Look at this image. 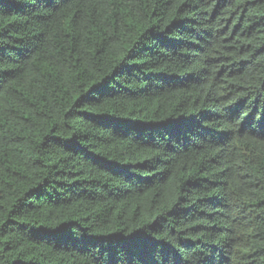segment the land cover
Returning a JSON list of instances; mask_svg holds the SVG:
<instances>
[{
	"label": "trees",
	"instance_id": "obj_1",
	"mask_svg": "<svg viewBox=\"0 0 264 264\" xmlns=\"http://www.w3.org/2000/svg\"><path fill=\"white\" fill-rule=\"evenodd\" d=\"M0 264H264V0H0Z\"/></svg>",
	"mask_w": 264,
	"mask_h": 264
}]
</instances>
